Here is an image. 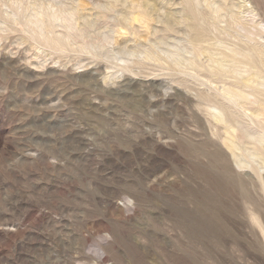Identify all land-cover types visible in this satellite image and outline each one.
<instances>
[{
    "label": "rangeland",
    "instance_id": "374dc122",
    "mask_svg": "<svg viewBox=\"0 0 264 264\" xmlns=\"http://www.w3.org/2000/svg\"><path fill=\"white\" fill-rule=\"evenodd\" d=\"M237 21L264 46V0H0V264H264V166L211 131L210 77L264 75Z\"/></svg>",
    "mask_w": 264,
    "mask_h": 264
},
{
    "label": "bare ground",
    "instance_id": "6f19581e",
    "mask_svg": "<svg viewBox=\"0 0 264 264\" xmlns=\"http://www.w3.org/2000/svg\"><path fill=\"white\" fill-rule=\"evenodd\" d=\"M190 12L192 15H194L191 8ZM250 15L253 16L251 13ZM202 19H205L204 15L202 16ZM134 20L144 23L146 21L142 16L140 18H135ZM193 21L194 23L192 24V27L194 30V37L192 43L194 50L201 53L203 51V48L201 47L202 42H205V40L209 39L208 32L200 26V23L198 24V19L195 17V15L193 16ZM245 24L240 21L236 22L235 25L239 31V43L231 49V52L233 54V59L236 57L243 58L247 60V62L250 63V65H252L254 68H257L256 66L258 63L264 65V46L251 38V30L249 29V31L246 27L247 25ZM215 27H217V25ZM220 59L221 66L219 67L223 68L228 57L222 56ZM213 76L216 79H213L211 76L210 82L223 83L224 86L222 85V89L220 88L222 91L221 94L210 95V111L211 109H215V113L210 112V117L213 118L217 124L220 123L223 124V126L219 127L214 123L211 125V131L213 132V136H217L224 142L226 148L230 152V155H228V153L220 155V163L225 172L232 171L231 160H233V162L241 169L245 170L247 168H251L253 171H255L254 167H250L249 160L250 158L252 160V156H254L260 159L264 166V126H262L263 124L258 126L253 120H251L252 123L247 122L246 119L243 118V116H241V114L238 112V109L236 108L237 110H235L234 107H232L229 103H235L237 101H240V103L243 105L257 103L258 108L254 111V115H256L257 118H261L264 122V75L254 72L249 74V76H247V78L244 80H239V82L236 84H229L224 81V76L220 71L217 73L215 72ZM247 145H251L252 148H242V146ZM245 152H247V154ZM252 218L257 224H259V220L253 214Z\"/></svg>",
    "mask_w": 264,
    "mask_h": 264
}]
</instances>
